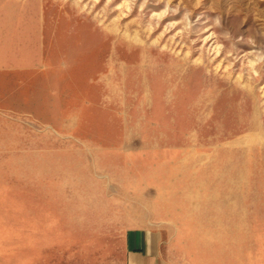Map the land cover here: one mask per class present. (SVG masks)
I'll return each mask as SVG.
<instances>
[{"label": "rangeland", "instance_id": "obj_1", "mask_svg": "<svg viewBox=\"0 0 264 264\" xmlns=\"http://www.w3.org/2000/svg\"><path fill=\"white\" fill-rule=\"evenodd\" d=\"M0 264H264V0H0Z\"/></svg>", "mask_w": 264, "mask_h": 264}, {"label": "crops", "instance_id": "obj_2", "mask_svg": "<svg viewBox=\"0 0 264 264\" xmlns=\"http://www.w3.org/2000/svg\"><path fill=\"white\" fill-rule=\"evenodd\" d=\"M3 175L0 169V176ZM7 181L0 178V187L8 184ZM163 243L161 233L154 229L129 230L125 236L127 264H168Z\"/></svg>", "mask_w": 264, "mask_h": 264}]
</instances>
